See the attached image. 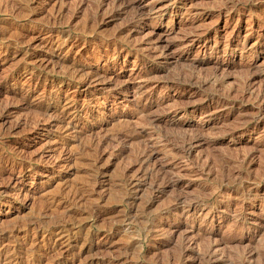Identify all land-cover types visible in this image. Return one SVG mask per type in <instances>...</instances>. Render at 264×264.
<instances>
[{"label": "rangeland", "instance_id": "obj_1", "mask_svg": "<svg viewBox=\"0 0 264 264\" xmlns=\"http://www.w3.org/2000/svg\"><path fill=\"white\" fill-rule=\"evenodd\" d=\"M0 264H264V0H0Z\"/></svg>", "mask_w": 264, "mask_h": 264}]
</instances>
